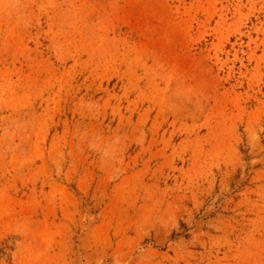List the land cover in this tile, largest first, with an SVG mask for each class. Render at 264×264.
Listing matches in <instances>:
<instances>
[{"label": "rangeland", "instance_id": "1", "mask_svg": "<svg viewBox=\"0 0 264 264\" xmlns=\"http://www.w3.org/2000/svg\"><path fill=\"white\" fill-rule=\"evenodd\" d=\"M0 264H264V0H0Z\"/></svg>", "mask_w": 264, "mask_h": 264}]
</instances>
